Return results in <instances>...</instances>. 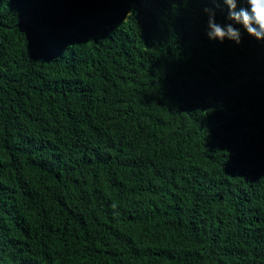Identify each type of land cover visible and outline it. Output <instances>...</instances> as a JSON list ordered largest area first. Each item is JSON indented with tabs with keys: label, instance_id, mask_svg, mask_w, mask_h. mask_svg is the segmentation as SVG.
<instances>
[{
	"label": "trees",
	"instance_id": "1",
	"mask_svg": "<svg viewBox=\"0 0 264 264\" xmlns=\"http://www.w3.org/2000/svg\"><path fill=\"white\" fill-rule=\"evenodd\" d=\"M50 1L0 0V264H264V41L224 0L18 25Z\"/></svg>",
	"mask_w": 264,
	"mask_h": 264
},
{
	"label": "clouds",
	"instance_id": "2",
	"mask_svg": "<svg viewBox=\"0 0 264 264\" xmlns=\"http://www.w3.org/2000/svg\"><path fill=\"white\" fill-rule=\"evenodd\" d=\"M224 3L228 6L230 21L242 25L249 35L264 41V0H246L247 6L239 8L238 0H224ZM205 11L209 14L207 35L210 39L241 42V32L233 23L221 25L216 22L214 11L211 9Z\"/></svg>",
	"mask_w": 264,
	"mask_h": 264
},
{
	"label": "water",
	"instance_id": "3",
	"mask_svg": "<svg viewBox=\"0 0 264 264\" xmlns=\"http://www.w3.org/2000/svg\"><path fill=\"white\" fill-rule=\"evenodd\" d=\"M54 2V0H51L48 4V6L45 8V10L40 13L39 15H34V16H27V17H24L20 20V22L18 23L19 26L23 25V24H26L28 20H30L31 18H36V17H39L45 13H47L49 10H50V7L52 5V3Z\"/></svg>",
	"mask_w": 264,
	"mask_h": 264
}]
</instances>
